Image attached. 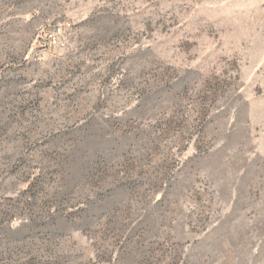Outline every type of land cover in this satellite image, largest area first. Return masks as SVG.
I'll return each instance as SVG.
<instances>
[{
  "label": "rangeland",
  "instance_id": "374dc122",
  "mask_svg": "<svg viewBox=\"0 0 264 264\" xmlns=\"http://www.w3.org/2000/svg\"><path fill=\"white\" fill-rule=\"evenodd\" d=\"M0 264H264V0H0Z\"/></svg>",
  "mask_w": 264,
  "mask_h": 264
}]
</instances>
